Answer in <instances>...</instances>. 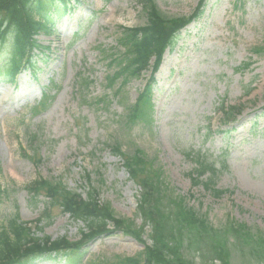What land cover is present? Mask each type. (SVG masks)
Here are the masks:
<instances>
[{
	"label": "rangeland",
	"instance_id": "obj_1",
	"mask_svg": "<svg viewBox=\"0 0 264 264\" xmlns=\"http://www.w3.org/2000/svg\"><path fill=\"white\" fill-rule=\"evenodd\" d=\"M143 1L55 4L48 34L36 37L44 51L14 79L7 76L12 36L0 46V231L16 216L32 229L42 217L36 236L80 240L83 224L45 197L28 194V186L44 179L85 199L93 193L130 230L111 226L112 235L84 241L77 255L24 264H122L130 258L146 264L151 226L140 230L142 192L111 151L118 145L125 159L143 153L162 175L165 194L182 200L209 229L243 227L252 238L236 242L226 234L225 258L210 241L197 244L186 235L180 258L192 264H264V248L257 247L264 240V0H206L202 16L164 54L152 86L150 123L129 125L128 111L151 72L128 77L119 95L123 78L110 90L106 77L118 70L124 30L147 24ZM154 3L166 18H188L198 0ZM114 57L112 67L107 63ZM42 95L47 102L37 107ZM222 104L240 109L229 123L220 114ZM197 155L215 164L219 198L192 186ZM131 230L140 231V241Z\"/></svg>",
	"mask_w": 264,
	"mask_h": 264
},
{
	"label": "trees",
	"instance_id": "obj_2",
	"mask_svg": "<svg viewBox=\"0 0 264 264\" xmlns=\"http://www.w3.org/2000/svg\"><path fill=\"white\" fill-rule=\"evenodd\" d=\"M68 0H0V46L7 36H12V55L8 64L7 76L13 79L26 66L33 64V58L37 51H44L36 37L42 33L48 34L55 4L66 6ZM143 7L147 16V24L138 27L125 29L120 37L119 46L123 49L121 58L116 66L118 70L107 76L106 87L112 90L120 78H123L115 90L119 95L120 87H123L128 77L136 78L148 71L151 72L150 79L143 90L137 95L135 103L128 111L127 124L150 123L153 112L152 86L154 76L158 72L163 56L168 49L174 47L177 35L192 22L198 20L205 8L206 0H198L197 7L188 18L169 19L161 15L154 0H144ZM115 59L107 64L115 67ZM244 65L241 69H247ZM83 86L88 88L86 81ZM47 96L42 99L37 107H44ZM104 100L99 101L103 103ZM34 114L37 112L34 109ZM240 109L226 107L222 104L221 115H225V122L233 120ZM114 156L123 159L129 179L133 181L142 192L138 209L144 219V226H151L152 247L145 251L144 261L146 264H192L184 260L181 255V243L186 235L194 238L197 244L210 241L214 244V250L218 256H225L226 246L224 239L226 234L233 235L236 242L242 238L245 243L252 240L243 227H231L227 231H216L209 229L196 214L192 213L182 203L165 194L166 186L162 183V175L153 169L145 160L143 153H136L135 156L127 159L121 153V147L115 146L111 150ZM1 173V170H0ZM219 172L215 164L207 162L200 155L196 158V168L190 173L189 178L193 187L202 186L206 192L212 193L219 198L222 191L216 189L215 179ZM31 197H45L48 201L57 205L71 219L84 225L81 231L80 240L70 242L67 238L52 240L48 236L38 237V228L42 217L33 224V229L26 223L19 221L16 216L1 228L0 231V264H24L33 258L44 256H58L61 254L77 255L84 247V241L97 239L104 235H112L114 230L124 229L128 233L130 228L126 223L116 220L109 206L101 205L93 193L88 198H83L77 193L66 190L61 184L44 179L35 180L27 187ZM4 190L0 184V196ZM134 238L140 241V231H132ZM184 236V238H183ZM218 240V242H216ZM188 241V239H187ZM189 243V241H188ZM259 248H264V240L259 239ZM217 246V247H216ZM257 247L255 252L258 253ZM141 259H126L122 264H141ZM145 263V262H144ZM143 263V264H144ZM223 264H228L227 262Z\"/></svg>",
	"mask_w": 264,
	"mask_h": 264
}]
</instances>
